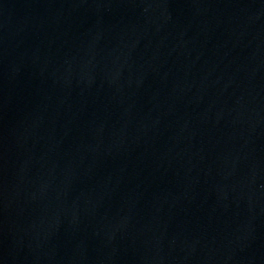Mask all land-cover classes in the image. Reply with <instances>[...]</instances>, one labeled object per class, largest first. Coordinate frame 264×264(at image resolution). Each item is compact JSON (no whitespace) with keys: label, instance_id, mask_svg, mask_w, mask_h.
Instances as JSON below:
<instances>
[{"label":"water","instance_id":"obj_1","mask_svg":"<svg viewBox=\"0 0 264 264\" xmlns=\"http://www.w3.org/2000/svg\"><path fill=\"white\" fill-rule=\"evenodd\" d=\"M0 264H264V0H0Z\"/></svg>","mask_w":264,"mask_h":264}]
</instances>
